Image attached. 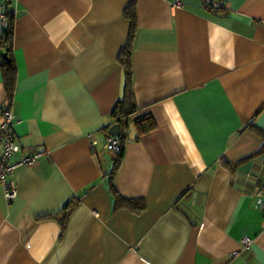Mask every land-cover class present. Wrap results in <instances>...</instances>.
I'll use <instances>...</instances> for the list:
<instances>
[{
  "label": "crops",
  "instance_id": "0c3cea01",
  "mask_svg": "<svg viewBox=\"0 0 264 264\" xmlns=\"http://www.w3.org/2000/svg\"><path fill=\"white\" fill-rule=\"evenodd\" d=\"M217 1L11 0L16 82L8 100L0 72V107L14 159L41 155L9 175L12 200L0 183V264H264V0ZM128 8L130 120L156 127L130 124L112 175ZM110 182L144 209L115 207Z\"/></svg>",
  "mask_w": 264,
  "mask_h": 264
},
{
  "label": "trees",
  "instance_id": "16d2710c",
  "mask_svg": "<svg viewBox=\"0 0 264 264\" xmlns=\"http://www.w3.org/2000/svg\"><path fill=\"white\" fill-rule=\"evenodd\" d=\"M3 4V3H2ZM11 4V0H6L3 4L4 10L7 15V24L3 37L0 39V72L2 74V84L8 100H11L14 94V86L16 82V68L12 56V17L11 13L8 12V6ZM130 8V7H129ZM129 8L125 11V16L130 20L131 31L127 40L126 45L121 50L117 61L122 68L124 74V90L123 96L118 101L115 109L113 110L112 117L116 124L119 125L120 135L115 139L120 144V149L117 153H114V164L113 174H115L121 164V160L124 153V145L127 140V129L130 124L133 125L136 131V138L155 129L156 124L154 119L150 115H144L134 120H130V117L138 110L136 103L134 102V96L132 91V79H131V43L135 28V20L132 12H129ZM5 55V57H3ZM264 141V132L258 133ZM264 153V144L260 151ZM110 177V181L112 178ZM110 188L113 192L115 207H125L132 209L136 213L141 212L144 209V204L140 201H131L123 199L116 191L110 182ZM136 206V208H132Z\"/></svg>",
  "mask_w": 264,
  "mask_h": 264
},
{
  "label": "built area",
  "instance_id": "2783aa9c",
  "mask_svg": "<svg viewBox=\"0 0 264 264\" xmlns=\"http://www.w3.org/2000/svg\"><path fill=\"white\" fill-rule=\"evenodd\" d=\"M202 3L211 10L217 11L221 7L220 1L217 0H201ZM7 23V15L4 10L3 4L0 2V24L5 25ZM0 143H1V154H0V183L5 186V198L10 201L16 196V189L13 183L7 179L11 175L14 169L27 165H34L41 155V153H34L32 155L23 156L18 159L14 157L19 153L20 147L15 142V137L12 132L14 125V116L8 109L7 104H3L0 107ZM106 149L111 152L117 153L120 149L119 142L112 137L107 139ZM255 205L263 214V226H264V193L261 191L257 192L255 198ZM251 241L248 238L242 239L243 246L249 247Z\"/></svg>",
  "mask_w": 264,
  "mask_h": 264
},
{
  "label": "water",
  "instance_id": "95a60500",
  "mask_svg": "<svg viewBox=\"0 0 264 264\" xmlns=\"http://www.w3.org/2000/svg\"><path fill=\"white\" fill-rule=\"evenodd\" d=\"M110 134L113 136V137H118L119 134H120V128H119V125L118 124H114L110 127Z\"/></svg>",
  "mask_w": 264,
  "mask_h": 264
}]
</instances>
